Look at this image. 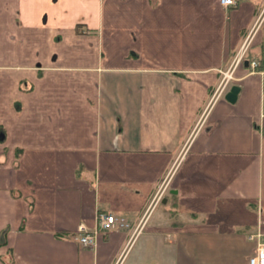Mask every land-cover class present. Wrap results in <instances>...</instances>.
I'll return each mask as SVG.
<instances>
[{"label":"crops","instance_id":"0c3cea01","mask_svg":"<svg viewBox=\"0 0 264 264\" xmlns=\"http://www.w3.org/2000/svg\"><path fill=\"white\" fill-rule=\"evenodd\" d=\"M252 59L264 0H0V264H250L264 234ZM100 212L129 226L82 245Z\"/></svg>","mask_w":264,"mask_h":264},{"label":"built area","instance_id":"2783aa9c","mask_svg":"<svg viewBox=\"0 0 264 264\" xmlns=\"http://www.w3.org/2000/svg\"><path fill=\"white\" fill-rule=\"evenodd\" d=\"M221 4L224 6H234L237 4V0H220ZM250 45V39H247L242 46L241 51L236 55L231 69L223 72V78L221 79L219 85L216 88V91L213 94L212 100L218 95L226 91L229 87L230 80L233 78V70L237 65L242 63L245 59V55L248 51ZM249 65L253 72H257L262 75V89H263V97H264V62H261L260 59H252L249 61ZM264 102V101H263ZM264 118V112L262 114ZM262 131L264 132V120L262 123ZM167 180V179H166ZM168 187V183L166 181L162 184L160 189L155 195V200H161L164 196L166 189ZM98 219V227L93 231H89L87 227L82 224L79 227L80 237H78L80 243L84 246H94L97 243L98 234L101 230H110L116 227H126L129 224L122 218L118 217L114 213H104L100 212L97 215ZM250 240L255 242L253 254L249 258L250 264H264V234L259 232L250 235ZM116 264H121L120 259L116 262Z\"/></svg>","mask_w":264,"mask_h":264},{"label":"water","instance_id":"95a60500","mask_svg":"<svg viewBox=\"0 0 264 264\" xmlns=\"http://www.w3.org/2000/svg\"><path fill=\"white\" fill-rule=\"evenodd\" d=\"M246 63L248 64L249 61L247 60ZM241 91V86L238 84H233L230 89L226 92L225 98L231 102L236 103L239 97V93ZM172 192H176V190H173ZM166 201V198L164 199Z\"/></svg>","mask_w":264,"mask_h":264},{"label":"rangeland","instance_id":"374dc122","mask_svg":"<svg viewBox=\"0 0 264 264\" xmlns=\"http://www.w3.org/2000/svg\"><path fill=\"white\" fill-rule=\"evenodd\" d=\"M158 201V200H157Z\"/></svg>","mask_w":264,"mask_h":264}]
</instances>
